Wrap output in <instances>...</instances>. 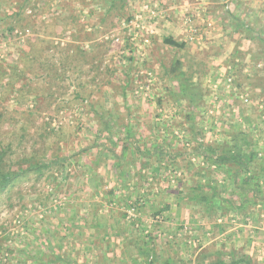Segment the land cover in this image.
I'll return each instance as SVG.
<instances>
[{
	"label": "rangeland",
	"instance_id": "obj_1",
	"mask_svg": "<svg viewBox=\"0 0 264 264\" xmlns=\"http://www.w3.org/2000/svg\"><path fill=\"white\" fill-rule=\"evenodd\" d=\"M251 3L0 0L2 161L7 169L32 166L0 193V264H102L109 241L96 250L82 227L94 217L106 223L110 214L131 221L132 238L162 242L161 253L173 237L168 233L185 224L198 240L188 245L193 251L220 250L226 259L228 249H219L224 237L207 229L220 213L214 217L184 198L199 181L234 206L241 202L227 167L212 169L206 160L208 147L220 155L235 144L256 152L247 175L264 193V33L256 31L264 18L253 26L235 17ZM167 37L184 46L165 45ZM181 83L191 98L180 96ZM98 148L105 175L95 180ZM115 154L137 158L149 171L145 179L116 178L113 167L111 176L105 173ZM253 200L247 212L225 214L232 225L257 216L264 226V198ZM198 220L204 229L193 228ZM151 221L159 226L150 228L154 233L143 225Z\"/></svg>",
	"mask_w": 264,
	"mask_h": 264
},
{
	"label": "crops",
	"instance_id": "obj_2",
	"mask_svg": "<svg viewBox=\"0 0 264 264\" xmlns=\"http://www.w3.org/2000/svg\"><path fill=\"white\" fill-rule=\"evenodd\" d=\"M241 1H245V0H241ZM257 1L258 2L261 1V2L254 5V3ZM263 2L264 0H252L253 4L251 3L249 4V6L246 4L244 7H240L242 11L239 14V16H235V17H237L239 21L240 20L251 21V24L253 26L254 25L256 26L255 20L259 21V19L264 18V12H262L264 11ZM263 25H264V19L261 22H259V24L257 23V26H256L257 33H264V29H261ZM101 150L102 149H99V148L97 149L98 159L94 158V161H93L92 168H93V171H95L93 179L95 180H98V178L103 177V175H105L104 174L105 161L103 159L101 160L99 159V155H101V152H102ZM119 157H120L119 160L115 158L113 162H110L109 160V163H108L109 166L106 168L105 173H108V175L111 176L112 171L110 168L113 167L114 171L112 174H114V177L116 178H118L117 174L120 173L119 176H121L122 174L126 175V177L127 178L129 177L130 180H138L139 178L145 179V176L147 173H149V171L147 170L145 171L141 168L140 161L136 160L137 158H131L130 160L128 159V161H126V160H122L121 156ZM123 165H125V167ZM209 167H212V169L213 168L217 169V166H214V165H209ZM127 168L129 170L123 173L122 170L123 169L127 170ZM123 178L124 177H122L121 179ZM134 190L135 192H137L136 189ZM238 204H236V206ZM250 206L252 207V205ZM174 208H175V205L169 204L168 210H173ZM249 209L250 207L248 208V210ZM226 213L227 212H225L224 215ZM141 214L142 213H140V216ZM110 215H107L106 223L105 222L103 223L102 220L101 222L96 221L94 217V221L90 223L91 224L90 227H85V226L82 227V229L84 228L83 230L85 231L88 230L89 233L91 234V240H94L95 242L93 243L89 242V244H92L96 248V250L101 249L102 245L100 244V242L102 241V239L109 241V244H107V247L103 246L104 251L103 250L101 251L102 257L100 256V259L102 258L106 264H115L113 260L115 261L117 259H119L121 262H128V264H138V263L139 264H153L152 263L153 260L154 261L157 260L156 262H158L161 258H166V257L175 258L181 261H186L188 259L190 260V259L195 258L196 255L198 254V252L193 251V248H192L193 245L188 246L190 242L195 244V242L198 240H195L196 236L191 237L190 228L185 224H180L179 226H177V228L172 230L173 232H169L166 230V232H169L168 234L172 235L173 237H171L169 241H167L170 245L166 246L168 248L162 251V253H164L162 255V253L159 251L160 248L158 246L162 242H158L157 240H154V237H153V240H150L149 237L148 238L143 237L141 238V240L132 238L131 221L129 222L130 223L129 224L126 221L121 220L117 217H114V216L110 217ZM240 216L244 217V215H240ZM221 218H218L220 220L218 219L210 220L212 221L211 224L213 228H211V226L207 228V229L213 230V233L215 235L217 234V236L215 237H218V236L224 237V238L221 237L223 239V242H220L222 244L220 246L221 248L219 249H222V248H224V250L228 249L229 252H234L239 255L250 257V259H252V263L254 264H264V226L260 227L258 222H255L258 220V217L256 216V217L251 218V223L243 222L242 224L240 223L238 226L232 225L233 222L230 216L227 217V215L225 216L222 215ZM183 219L179 221H182ZM226 220L227 222H225ZM196 222H197L196 224L193 223L194 224L193 228L196 226H202L203 227L202 229H204V227H206L203 221L198 220ZM145 223L143 225L146 226L148 229L150 228L153 229L152 227L159 228V226L157 225H152V221L145 222ZM156 224H160V223L157 222ZM143 225H141V227ZM180 226H184L185 229L179 230L178 228H180ZM105 228H108V230L110 231V234L111 233L113 235L115 234L114 235L115 238H113V235H108L104 237V235H106L104 233ZM151 229L150 231L154 233V230H151ZM88 231L85 234L87 235V238H88ZM161 231H163V229H161ZM150 241L152 242L154 241L155 243L152 244V242ZM204 248H206V246L203 245L202 249ZM128 249L130 251H133L134 254L127 252ZM257 251L262 252V255H258ZM95 256H96V252H95ZM256 256H260V257L256 258ZM97 258L99 259V257H96L95 259ZM103 261H102V264H103Z\"/></svg>",
	"mask_w": 264,
	"mask_h": 264
},
{
	"label": "trees",
	"instance_id": "obj_3",
	"mask_svg": "<svg viewBox=\"0 0 264 264\" xmlns=\"http://www.w3.org/2000/svg\"><path fill=\"white\" fill-rule=\"evenodd\" d=\"M238 26L241 27L242 23L238 22ZM163 43L172 47L184 46L183 43H179L171 37L164 38ZM126 87L127 84H123L121 92L122 96H124L125 94L124 90ZM187 87L188 86L181 83L178 87V92L180 96H188V98H191L192 94H189ZM206 151L207 155H209V158L206 156L205 157L206 160L209 161L210 165H214L217 167L223 165L227 167L225 169L226 176L229 177L233 183L232 195L235 198L234 200H241V202L237 206H234L229 198H222V196L219 195L215 186L205 188L203 184H201L199 181H196V184L193 185L192 188H190L188 194H186L185 196L186 198H184L186 204L196 202L203 208L205 212L213 215L214 217H217L218 213H220V216H222L224 212L230 211L245 213L250 205L254 203V197L261 195V198H264V193L261 192L262 194L258 195L259 192L257 191V189H255V187H253L255 186V184L252 183L253 176L247 175L248 171H250V169L254 165V158L257 156L255 151L251 150L249 152H244L242 150V146H239L238 144H235L234 148H224L220 155H218L215 152V149L211 146L208 147ZM116 155L117 154H115L116 159L119 160L120 155ZM214 155L216 157L212 158ZM2 160L3 152L0 150V193L7 192L13 187L15 180L20 181L21 178L25 177L26 174H28L32 170V166H27L26 168H21L18 170H13L8 166L9 169H7L4 167ZM40 167H38L37 170H40ZM260 170L262 172L261 176L264 177V168H262V166H260ZM249 194L251 195L250 199H248ZM183 228L184 226H180V228L178 229L180 230ZM199 255L200 254L196 255L195 264H205L204 261L206 259H210L208 256L213 257V259L208 262V264H253L249 257L244 255L237 256L234 252L226 253V259L222 258L224 252H221L220 250H217V252L215 253L206 252L203 255ZM189 261L190 260L181 261L175 258L166 257L161 258L159 262H155L153 260L152 263L187 264Z\"/></svg>",
	"mask_w": 264,
	"mask_h": 264
},
{
	"label": "built area",
	"instance_id": "obj_4",
	"mask_svg": "<svg viewBox=\"0 0 264 264\" xmlns=\"http://www.w3.org/2000/svg\"><path fill=\"white\" fill-rule=\"evenodd\" d=\"M184 229H185V227L182 230H184Z\"/></svg>",
	"mask_w": 264,
	"mask_h": 264
}]
</instances>
